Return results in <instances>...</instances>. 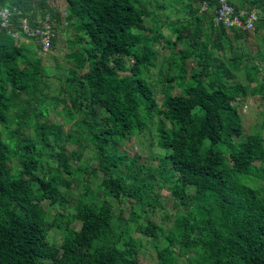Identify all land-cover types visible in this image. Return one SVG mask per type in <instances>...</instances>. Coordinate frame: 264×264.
<instances>
[{
	"label": "trees",
	"instance_id": "1",
	"mask_svg": "<svg viewBox=\"0 0 264 264\" xmlns=\"http://www.w3.org/2000/svg\"><path fill=\"white\" fill-rule=\"evenodd\" d=\"M60 2L0 0L13 31L49 16L51 51L63 21L70 64L52 94L38 37L0 26V264H140L143 239L156 264H264V136L241 140L237 104L264 96V54L260 66L232 45L249 31L217 26L216 0ZM228 2L264 31V0ZM133 135L153 138L154 166L128 155ZM162 189L178 209L166 233L149 214Z\"/></svg>",
	"mask_w": 264,
	"mask_h": 264
},
{
	"label": "rangeland",
	"instance_id": "2",
	"mask_svg": "<svg viewBox=\"0 0 264 264\" xmlns=\"http://www.w3.org/2000/svg\"><path fill=\"white\" fill-rule=\"evenodd\" d=\"M48 4L51 7L59 10L60 12L64 11L63 4L60 0H48ZM170 13L169 11H165V13ZM63 16V14H62ZM65 23L62 21L61 24L56 26L55 35H56V46L53 51H48L42 55L43 64L47 65L53 79L50 80L51 82V91L52 94H57V89L60 84L59 78H62L70 66L66 56L69 52V48L67 47V37L69 36L68 30L65 28ZM232 40V37H231ZM27 43V42H26ZM232 45L237 49V53H243L246 55H253V63L260 65V59L257 57L260 53L264 54V31L258 34H253V31H249V35L245 41H242L240 44H235L234 41ZM168 50L162 51L163 54H166ZM132 61H127L125 65L127 67L130 66ZM246 63V62H245ZM251 63H247V66H250ZM246 66V65H244ZM261 66V65H260ZM160 68V62L157 63L155 68L149 70L148 80L150 81H157L158 79V70ZM238 80L247 85V81L245 77L242 75L238 76ZM160 87L155 85V89H159ZM177 90L175 91V93ZM161 96V95H158ZM235 104V103H234ZM238 110L241 115V119L243 122V135L240 137L243 140L247 135L261 132L264 136V129L261 127L262 125V117H263V110H264V96L261 94L255 95H248L246 98L241 99L238 103ZM51 116V115H50ZM61 121V120H60ZM153 129V128H152ZM65 132L69 131V125H65L64 128ZM153 138L149 135H133L130 142L127 144L128 146L124 148L128 155L131 156H139V164H143V167L149 168V166H154L156 162L153 158L158 154L157 150L153 147H150V141ZM76 146L67 144L68 152L76 150ZM93 153L89 148H86L82 153V161L88 162L89 165H92V157ZM73 166L77 165V163L72 162ZM139 167V166H138ZM68 195L74 197L79 193L78 189V181L71 180L68 185ZM161 196V203L160 206L155 210L154 213L150 212V208H146L150 213V217L155 221L157 225H161L162 229L168 231L172 224V216L174 215L176 209L173 205V200L170 199L168 196V192L165 189L160 191ZM110 201L113 199L110 198ZM46 204V203H45ZM123 217L127 218L130 212V203L123 202L120 205ZM140 223H146V218L142 217L140 219ZM55 234V241L59 244L60 243V233ZM135 237H142V235L138 232L134 233ZM144 240L145 246L140 253V264H156L155 255L149 246L148 239Z\"/></svg>",
	"mask_w": 264,
	"mask_h": 264
},
{
	"label": "built area",
	"instance_id": "3",
	"mask_svg": "<svg viewBox=\"0 0 264 264\" xmlns=\"http://www.w3.org/2000/svg\"><path fill=\"white\" fill-rule=\"evenodd\" d=\"M15 13V10L6 7L0 8V26L7 28V32L13 38L19 39L20 41L27 42L38 37L42 53L45 54L48 52L51 47V40L54 37L49 16H46L37 28H31L27 24L26 19H21L18 25V31H13L10 27L12 16ZM258 20L259 16L255 11L235 13L228 0H216L214 23L217 26H222L226 30L241 29L251 31L254 29V25Z\"/></svg>",
	"mask_w": 264,
	"mask_h": 264
}]
</instances>
